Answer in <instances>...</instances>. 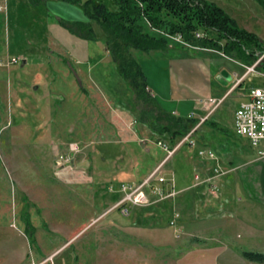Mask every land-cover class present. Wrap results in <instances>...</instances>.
<instances>
[{"label": "rangeland", "instance_id": "obj_1", "mask_svg": "<svg viewBox=\"0 0 264 264\" xmlns=\"http://www.w3.org/2000/svg\"><path fill=\"white\" fill-rule=\"evenodd\" d=\"M232 1L238 24L264 43V4ZM104 2L113 8L110 0ZM5 4L6 24L0 10V264H177L196 242L244 235L216 226L193 234L187 226L221 220L242 199L260 203L264 141L256 146L238 138L233 121L242 94L264 84L258 66L264 53L247 63L180 38L166 52L133 49L167 95L206 102L190 131L197 129L196 136L171 142L138 121L131 91L101 41L90 56L82 46L71 56L41 54L29 48L33 29H40L38 19L32 25L33 18L21 17L15 24L12 0ZM253 65L256 71L250 72ZM209 97L221 101L213 107ZM169 105L174 115L188 112ZM159 140L169 150L163 151ZM100 144L116 147L115 159L101 162ZM146 151L157 163L142 176ZM141 186L147 199L126 201ZM166 188L171 196L161 193ZM25 211L35 227L34 245L25 233ZM256 245L246 249L264 253V243Z\"/></svg>", "mask_w": 264, "mask_h": 264}, {"label": "trees", "instance_id": "obj_2", "mask_svg": "<svg viewBox=\"0 0 264 264\" xmlns=\"http://www.w3.org/2000/svg\"><path fill=\"white\" fill-rule=\"evenodd\" d=\"M43 1L47 0H30L33 4ZM60 1L79 4L86 20L58 18V23L86 40L99 38L94 23L98 25L105 37V50L110 53L118 74L131 91L138 121L159 136H167L171 142L186 136L193 129L195 119L174 115L162 107L148 89L147 75L133 55V49L143 53L166 52L170 46H178L176 38H180L188 46L219 50L247 63L256 61L264 53V43L256 33L241 27L234 17L209 0H111L113 8L101 0ZM257 1L264 4V0ZM198 32H202V36H197ZM258 66L264 70V59ZM196 134L197 129L192 136ZM98 154L101 162L113 160L117 155L116 147L100 144ZM156 161L154 154L145 152L141 156L144 165L141 175L146 176ZM22 217L26 223L25 233L30 244L34 245L35 227L26 211ZM243 256L264 263L263 252L244 250Z\"/></svg>", "mask_w": 264, "mask_h": 264}, {"label": "crops", "instance_id": "obj_3", "mask_svg": "<svg viewBox=\"0 0 264 264\" xmlns=\"http://www.w3.org/2000/svg\"><path fill=\"white\" fill-rule=\"evenodd\" d=\"M7 1L10 2V0ZM101 1L104 2V0ZM209 1L216 3L218 6L222 7L227 13H229L232 17H234L235 19L237 18L236 16L237 13L234 10V6H233L234 1H232V4H231V0H209ZM4 2L5 0H0V10L2 12L3 19L6 24L7 13L5 11L7 6L6 4L4 5ZM22 7L24 8L25 12L21 11ZM12 10H13L12 11L13 21L15 24L20 23L21 17H23V19L33 18L32 21L30 22L32 25L34 23V18L38 19L37 24L40 26V29L39 30L37 28L33 29L32 36L34 41H32L29 44V48L30 49L33 48V50H35L36 52H38V50H41V54L43 51H47L48 55L56 53L58 55L71 56L72 53L80 54L77 51H79L78 47L82 46L84 50H87L85 51V53L88 56H90L91 49L95 46L94 43L99 41H101L102 44L105 43V37L102 35L100 28L95 23H94V28L97 31V33L100 35L97 40L82 39L70 33L66 28L62 27L58 23V18H64L66 20H86V16L82 10V7L79 4H73L70 2L60 1V0H47L37 4L31 3L30 0H12ZM59 27L66 29L74 37L62 31ZM81 40L84 42H82ZM142 67L147 75L148 87L151 93L156 97L158 102L162 105V107L166 111L171 112L165 106L167 105L170 106L169 104L172 103L174 104V106L178 107V109L180 108H183L184 110L187 109L188 111L187 114L185 115L180 114V116L189 117L190 114L193 113L194 116L192 118H195L198 111L207 109L206 102L203 103L201 99L196 100V99H191V97L189 98L186 97V99H190L189 101L186 99L184 100L182 94L175 93L170 96L167 95L162 90V87L158 83L156 77H154L150 73V71L148 72L146 71L145 64L144 65L142 64ZM211 98L213 97H209L208 99ZM189 103L192 106H190ZM238 138L244 139L241 137ZM259 151L263 153V157L260 159L261 164L258 165V176H257L258 177L257 183L259 187L258 194L261 198L258 200H260V203L255 199H249L248 201L242 199V201L244 200L243 202L240 201L233 203L231 211H228V213L225 212L226 214L222 215V217L219 216L221 217L219 218L221 220H213L211 222H209L208 220L199 221L197 223V226L193 224L187 226L189 233H193V234L196 233L202 234L205 232L207 233L210 231H215L217 228H213V230H211V227L216 226V227H221L216 231H222L224 233H234V234L243 233L244 235L240 236V239L237 240L234 237L235 236L234 235L233 239L231 238L232 240L224 238L223 241L207 240L206 242L203 240L199 243L196 242L195 246L190 251V254L188 253L182 258H179L176 261L177 264L180 263L182 264H264V263L250 261L243 256V251L247 250L246 248L249 245L251 247L248 248H253L254 246H257L256 244H259L260 246V244L264 243V210L257 209L253 212H250L251 209L249 210L246 209L247 206H254V207H256L257 205L264 206V151L261 149ZM170 171L174 172L173 170ZM166 183L169 184V182ZM239 199L241 198L239 197ZM262 247L264 248V245H262Z\"/></svg>", "mask_w": 264, "mask_h": 264}, {"label": "built area", "instance_id": "obj_4", "mask_svg": "<svg viewBox=\"0 0 264 264\" xmlns=\"http://www.w3.org/2000/svg\"><path fill=\"white\" fill-rule=\"evenodd\" d=\"M202 34V32H198L197 36H202ZM248 70L250 72L256 71L255 65L248 67ZM259 73L264 76V72ZM242 97L243 99L234 112V133L238 137L250 140L253 145L257 146L261 141L264 140V84L259 86H251L245 93L242 94ZM220 101L221 99L218 100L216 98L209 99V102H211L213 107H216ZM193 116L194 114L192 113L189 117L192 118ZM189 137H192V132L187 134L186 138ZM157 144L162 149L169 150L168 145L162 140H159ZM201 153H204V151H201ZM208 154L212 157L214 156L212 151H209ZM198 178L199 176H197V179ZM159 180L161 181V183L166 181L165 177L163 176H160ZM203 181L206 180H202V182ZM161 193L168 196H171L173 194L171 190L165 192L164 189ZM127 196L128 197L126 198V201H129L132 204L142 203L147 199L142 186L141 188L139 187V189L133 192V194H129ZM127 209L128 208H124V212H126Z\"/></svg>", "mask_w": 264, "mask_h": 264}]
</instances>
